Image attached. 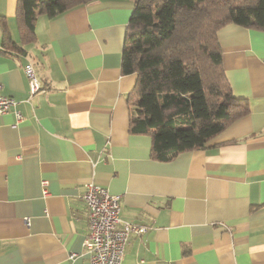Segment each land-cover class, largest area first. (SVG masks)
<instances>
[{
  "label": "crops",
  "instance_id": "crops-1",
  "mask_svg": "<svg viewBox=\"0 0 264 264\" xmlns=\"http://www.w3.org/2000/svg\"><path fill=\"white\" fill-rule=\"evenodd\" d=\"M16 3L0 0L15 46L2 47L0 29V93L16 102L0 115V264H89V181L120 195L122 219L147 227L129 234L121 264H264V31H217L248 114L160 162L149 136L129 133L136 78L121 72V55L133 4L93 0L37 16L25 43ZM27 63L42 87L31 96Z\"/></svg>",
  "mask_w": 264,
  "mask_h": 264
},
{
  "label": "trees",
  "instance_id": "trees-1",
  "mask_svg": "<svg viewBox=\"0 0 264 264\" xmlns=\"http://www.w3.org/2000/svg\"><path fill=\"white\" fill-rule=\"evenodd\" d=\"M93 0H17L19 38L34 37L37 16L52 18ZM133 4L121 72L135 75L129 93V133L151 139L150 156L168 162L204 148L230 123L248 114L234 97L222 66L217 31L233 24L264 31V0H120ZM3 48L14 47L0 19Z\"/></svg>",
  "mask_w": 264,
  "mask_h": 264
},
{
  "label": "built area",
  "instance_id": "built-area-1",
  "mask_svg": "<svg viewBox=\"0 0 264 264\" xmlns=\"http://www.w3.org/2000/svg\"><path fill=\"white\" fill-rule=\"evenodd\" d=\"M27 80L28 95L31 96L41 90L32 64L27 63L23 67ZM16 102L0 93V115L7 113ZM16 121L12 126L18 124L21 117L15 112ZM45 187V182H41ZM81 200L87 210V234L82 246L89 255V264H121L124 249L127 245L129 234L140 235L147 229L146 226L137 225L120 217V195H111L103 187L89 181L84 185ZM43 195L47 194L42 189ZM26 226L29 219L24 218ZM71 255L70 257H72Z\"/></svg>",
  "mask_w": 264,
  "mask_h": 264
}]
</instances>
